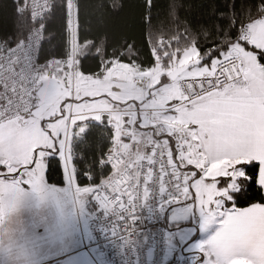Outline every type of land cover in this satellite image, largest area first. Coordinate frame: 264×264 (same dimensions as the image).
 Instances as JSON below:
<instances>
[{
	"label": "snow or ice",
	"instance_id": "1",
	"mask_svg": "<svg viewBox=\"0 0 264 264\" xmlns=\"http://www.w3.org/2000/svg\"><path fill=\"white\" fill-rule=\"evenodd\" d=\"M0 8V217L65 178L127 235L155 190L199 216L198 264H264V0Z\"/></svg>",
	"mask_w": 264,
	"mask_h": 264
},
{
	"label": "rangeland",
	"instance_id": "2",
	"mask_svg": "<svg viewBox=\"0 0 264 264\" xmlns=\"http://www.w3.org/2000/svg\"><path fill=\"white\" fill-rule=\"evenodd\" d=\"M20 187V193L9 198L11 203L8 208L34 209L35 215L25 218L40 221V233L51 238L49 246L52 251L62 243V247L56 251V255L62 252L63 256H66L70 252H76L78 244L83 242V235L86 233L83 227L86 216L77 214V211L84 207L85 202L83 201V205H81L75 198L68 188L66 179L65 185L52 186L47 183L45 178L40 191L34 190L31 186L21 185ZM167 223L166 228L174 247L186 254L196 253L199 244L196 243L198 237L205 239L209 235L201 230L199 216L180 206L170 213ZM27 230L29 232L31 229ZM63 237L68 242L66 247L64 246L65 242L64 244L61 242L64 240Z\"/></svg>",
	"mask_w": 264,
	"mask_h": 264
},
{
	"label": "built area",
	"instance_id": "3",
	"mask_svg": "<svg viewBox=\"0 0 264 264\" xmlns=\"http://www.w3.org/2000/svg\"><path fill=\"white\" fill-rule=\"evenodd\" d=\"M176 206L165 203L154 190L151 198L138 208L134 220L128 222L131 231L127 235L116 230V217L106 213L95 200H85L77 213L90 211L91 246L100 249L106 264H198V254L170 256L165 219ZM89 248L85 246V250Z\"/></svg>",
	"mask_w": 264,
	"mask_h": 264
},
{
	"label": "crops",
	"instance_id": "4",
	"mask_svg": "<svg viewBox=\"0 0 264 264\" xmlns=\"http://www.w3.org/2000/svg\"><path fill=\"white\" fill-rule=\"evenodd\" d=\"M176 207H178V205ZM176 207L167 213L165 219L166 226H168L167 219L170 213ZM35 213L36 211L34 209L8 208L4 215L0 217V229H7V231L4 232L3 242L0 243V264H106L100 249L95 246H91L92 240L88 227L90 211L85 210L79 214H84L86 216L85 223L83 225L86 230L85 235H83V242L78 244L76 252H70L66 256H63L62 252L57 255L55 254L56 251L62 247V243L61 245L56 246L54 248L55 250H51V247L49 246L51 238L48 237V235L44 236L42 235L43 233H40L39 220L36 221L35 219L25 218L27 216H34ZM27 229L31 230L28 232ZM205 239L198 237L196 243H200ZM61 242H63V244L65 242V247L68 245L65 238ZM168 242L170 256L173 258L198 254L197 252L193 254H186L183 251L180 252L177 250L174 247L172 239L169 237V233ZM20 244H24V255H21L19 251L18 246ZM85 246H90V248L85 250ZM51 257L52 259H50Z\"/></svg>",
	"mask_w": 264,
	"mask_h": 264
},
{
	"label": "trees",
	"instance_id": "5",
	"mask_svg": "<svg viewBox=\"0 0 264 264\" xmlns=\"http://www.w3.org/2000/svg\"><path fill=\"white\" fill-rule=\"evenodd\" d=\"M5 2H6V0H0V5L4 4ZM7 2H11V0H7ZM125 2H135V0H125ZM167 2H168V0H160L161 4H166ZM182 2L189 3L192 5H196L198 3H201L202 0H182ZM193 11H194V9H193ZM88 19H89V22L93 28H96L98 30H104V28H100V26H98L96 24L95 19L91 15L89 16ZM125 22H126L125 17H121L118 20H116L114 18H110L109 20L106 21L105 28L107 30H111L114 23L118 24V25H122ZM12 23H13V21H12L11 17L9 16L6 18L3 9L0 8V27L4 26L5 24L11 26ZM46 179H47V183L49 185H52V186H63V185H65V178L48 179L46 177Z\"/></svg>",
	"mask_w": 264,
	"mask_h": 264
},
{
	"label": "clouds",
	"instance_id": "6",
	"mask_svg": "<svg viewBox=\"0 0 264 264\" xmlns=\"http://www.w3.org/2000/svg\"><path fill=\"white\" fill-rule=\"evenodd\" d=\"M6 231H7V229H0V243L3 242L4 232H6ZM18 247H19V251H20L21 255H24L25 254L24 244H20Z\"/></svg>",
	"mask_w": 264,
	"mask_h": 264
}]
</instances>
